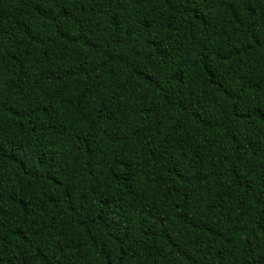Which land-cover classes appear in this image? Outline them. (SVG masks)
<instances>
[{"label": "trees", "instance_id": "16d2710c", "mask_svg": "<svg viewBox=\"0 0 264 264\" xmlns=\"http://www.w3.org/2000/svg\"><path fill=\"white\" fill-rule=\"evenodd\" d=\"M0 264H264V0H0Z\"/></svg>", "mask_w": 264, "mask_h": 264}]
</instances>
